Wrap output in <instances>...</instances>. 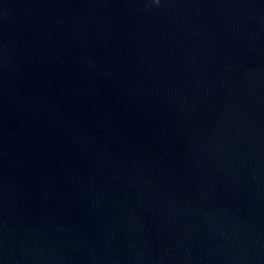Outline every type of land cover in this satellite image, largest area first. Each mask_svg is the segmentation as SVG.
<instances>
[{
	"label": "water",
	"instance_id": "95a60500",
	"mask_svg": "<svg viewBox=\"0 0 264 264\" xmlns=\"http://www.w3.org/2000/svg\"><path fill=\"white\" fill-rule=\"evenodd\" d=\"M0 264H264V0H0Z\"/></svg>",
	"mask_w": 264,
	"mask_h": 264
}]
</instances>
